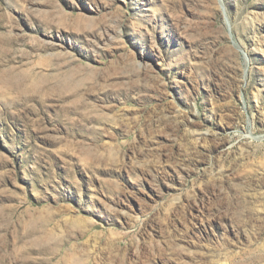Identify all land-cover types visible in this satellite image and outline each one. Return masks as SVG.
<instances>
[{
    "label": "rangeland",
    "instance_id": "374dc122",
    "mask_svg": "<svg viewBox=\"0 0 264 264\" xmlns=\"http://www.w3.org/2000/svg\"><path fill=\"white\" fill-rule=\"evenodd\" d=\"M0 264H264V0H0Z\"/></svg>",
    "mask_w": 264,
    "mask_h": 264
}]
</instances>
